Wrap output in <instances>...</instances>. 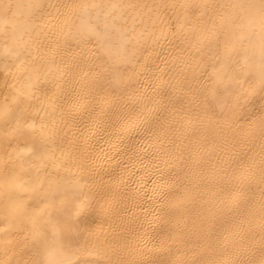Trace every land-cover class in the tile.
<instances>
[{"label":"bare ground","instance_id":"obj_1","mask_svg":"<svg viewBox=\"0 0 264 264\" xmlns=\"http://www.w3.org/2000/svg\"><path fill=\"white\" fill-rule=\"evenodd\" d=\"M0 264H264V0H0Z\"/></svg>","mask_w":264,"mask_h":264}]
</instances>
